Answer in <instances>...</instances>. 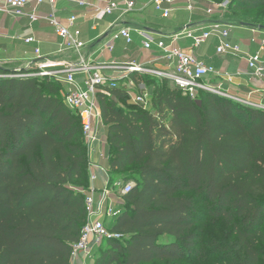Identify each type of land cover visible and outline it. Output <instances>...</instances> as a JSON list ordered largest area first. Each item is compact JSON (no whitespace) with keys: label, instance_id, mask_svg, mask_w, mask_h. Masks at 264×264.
<instances>
[{"label":"trees","instance_id":"16d2710c","mask_svg":"<svg viewBox=\"0 0 264 264\" xmlns=\"http://www.w3.org/2000/svg\"><path fill=\"white\" fill-rule=\"evenodd\" d=\"M229 9L264 10V0H231ZM38 72L0 67V264H71L87 222L81 121L64 84ZM131 79L148 87L149 108L133 104L122 84L99 95L110 183L126 176L134 187L109 228L122 239L104 243L94 264L217 254L219 264H264V110L211 92L194 100L167 80ZM204 217L224 225L227 245L203 242Z\"/></svg>","mask_w":264,"mask_h":264},{"label":"built area","instance_id":"2783aa9c","mask_svg":"<svg viewBox=\"0 0 264 264\" xmlns=\"http://www.w3.org/2000/svg\"><path fill=\"white\" fill-rule=\"evenodd\" d=\"M64 0H0V15L12 17L16 20L29 18L32 22L37 21L38 8L44 5L55 7ZM80 6L87 5L86 2H80ZM183 5L185 10L194 14L197 11L204 12L207 17L214 19L219 13H224L227 9V3L217 4L211 0H148V7H152L162 19H169ZM89 7V6H88ZM121 7H124L121 9ZM137 8L135 0H108L105 7L98 10L99 15L112 16L117 11H122L124 15L134 13ZM49 25L55 30L57 36L61 39L63 52H75L80 60L75 64H68L62 70L41 69L38 73L32 74L41 77H54L64 84L65 103L69 109L74 111L80 118L85 143L90 151H94L98 145L105 144L102 133H105L107 126L104 123L99 95H110V89H115L118 85H123L128 89L130 100L133 104H143L145 108L150 107L151 92L147 86L142 83L137 85L131 79L133 74H152L157 79L169 81L174 87L181 89L186 95L197 100L201 92H211L242 102L246 105L264 110L263 104L251 103L235 99L227 92L222 90V86H215L211 79L223 78L213 66L206 64L199 59L193 51L206 44L211 38L219 40V46L216 49L218 56H242L248 67V72H241L240 75H248L264 83V40L260 43V49L255 54L243 52L240 46L234 45L228 41L230 30L219 23L209 26L197 27L191 25L183 26L178 32L166 36L165 40H171L170 44L163 41L155 43L152 39H147L145 32H136L145 38L144 47L150 51L153 45L162 52V60L165 61L167 70L153 69L145 65L131 63L128 65H115L112 69L119 72L117 76H108L103 72V68L95 61H89V57H83L82 51L87 48L84 42L82 32L77 26V17L72 16L64 25L55 15L46 18ZM197 27V28H196ZM133 29L121 27L115 31L109 41L105 43L100 55L107 51L114 50V43L120 39L126 41L128 45L133 44ZM108 39V38H106ZM105 39V40H106ZM189 40L191 50L186 51L174 46L181 40ZM27 45L37 44V39L30 35L25 38ZM256 43V40H253ZM36 55L41 56V50L36 49ZM151 64L155 65V62ZM85 76L83 85L77 82V76ZM107 136V135H106ZM92 174L90 181L92 184L102 181L103 187L100 190L92 188L86 197L87 222L82 230L79 242L74 246L71 264H94L95 253L106 241L122 239V235L112 232L107 227V220H114L121 216L119 204L114 201V188L111 187L110 175L106 169L96 164L91 165ZM106 176L107 181L101 178V174ZM121 184H115L120 187ZM134 187V183H127L122 187L123 195L129 194Z\"/></svg>","mask_w":264,"mask_h":264},{"label":"crops","instance_id":"0c3cea01","mask_svg":"<svg viewBox=\"0 0 264 264\" xmlns=\"http://www.w3.org/2000/svg\"><path fill=\"white\" fill-rule=\"evenodd\" d=\"M83 1L87 5L80 6L79 3ZM135 1L137 3L136 11L129 15L117 11L112 16H100L98 10L105 7L108 0H64L55 7L44 5L38 8V19L35 22H32L28 17L16 20L12 17L0 15V67L4 66L11 71H39L41 69L56 71L64 69L68 64L79 62L80 57L75 52L61 51L62 41L46 20L51 15H55L64 25L72 16L77 17L76 27L82 32L81 39L87 43V48L82 51V56L89 57V61H95L97 65L103 68L105 74L112 77L119 74V72L112 69V66L115 65L146 64L147 67L153 69L167 70L166 63L162 60V52L156 45H153L152 50H146L144 37L154 40L155 43L164 40V42L170 44L171 40L163 38L178 32L183 26H209L216 23L217 20L216 17L214 19L207 17L201 10L195 12L193 17L189 18L188 23L168 20L169 22L160 24L156 21V17H160V15L152 7H148V0ZM123 8L121 7V9ZM180 8H182L181 11H186L183 5H179L171 18L179 13ZM231 26H235L234 31H237L235 36H232L229 27L224 26L230 30L228 38L230 43L240 46L245 53L255 54L259 51V45L264 40V29L243 23ZM121 27L133 29V44L128 45L125 40L120 39L114 43L113 51H107L100 55L110 36ZM137 31L140 33L145 32V36L142 37L136 33ZM30 35L37 39V44L27 45L24 42L25 38ZM253 40H256V43ZM215 43L217 49L219 46L217 38ZM191 45L192 43L185 39H181L174 44L175 47L186 51L191 50ZM118 48L124 51L123 55L116 53ZM36 49L41 50L40 57L36 55ZM199 50H194L193 53L223 75V78L211 79L215 86H222L223 91L243 101L264 105V83L252 77L251 73L247 76L240 75L241 72H248L247 62L242 56H224L222 62L219 63L216 61L218 58L217 52L216 56H209ZM152 62L156 64L153 65ZM84 78L83 74H79L77 82L83 85ZM102 135H105L103 139L106 143L98 145L94 151H91L89 158L92 164L95 162L101 164L108 171L109 160L108 157L106 158V153H108V136H106L108 130L106 129ZM100 174L106 182V176ZM103 184L102 181H98L92 184V188L100 190Z\"/></svg>","mask_w":264,"mask_h":264},{"label":"rangeland","instance_id":"374dc122","mask_svg":"<svg viewBox=\"0 0 264 264\" xmlns=\"http://www.w3.org/2000/svg\"><path fill=\"white\" fill-rule=\"evenodd\" d=\"M214 3L217 4H226L227 3V9H225L224 13H219V15L216 17V23H219L221 25L227 26L229 27V29L232 31V36L236 35L237 31H234L235 26H231V25H241L242 23H256V25H260V24H264V10H256L254 12L251 11H244V12H239V11H231L229 9V5L231 0H211ZM182 8H180L179 13H176L173 18H169V19H162L161 17H156V21L159 22L160 24H165L169 21H173L174 20H178L179 22H184V23H188L189 22V18L193 17L194 14L189 13L187 10L186 11H181ZM169 20V21H168ZM183 26V25H182ZM181 27V26H179ZM231 27V28H230ZM104 42V41H103ZM216 38H211L206 44H204L202 47H200L199 50L200 52H205L207 53L209 56H216ZM117 54L119 55H123L124 51L121 50V48H118ZM226 57V56H225ZM224 56H218L217 58V62H222ZM4 67V66H3ZM6 68V67H5ZM32 71V70H31ZM142 77H144L146 80L151 79L152 82L157 85V84H162V81H159V79H157L156 77H154V75L152 74H143L140 75ZM170 86H173L172 84H170ZM67 89V87H65ZM148 88V87H147ZM65 89V90H66ZM154 90V89H153ZM154 92V91H153ZM215 94V93H213ZM218 95V94H217ZM221 96V95H219ZM233 96V95H231ZM222 97V96H221ZM234 97V96H233ZM235 99H239L238 97H235ZM234 100V98H233ZM242 100V99H239ZM242 103V102H241ZM121 106H126L125 104H121ZM89 151V155H91V151L88 149ZM106 158L108 157V153H106ZM108 159V158H107ZM101 163V161H100ZM98 165L99 167H102L101 164L98 163H93ZM90 158H89V166H88V171H89V175L91 177L92 174V167L91 165H93ZM104 168V167H103ZM105 169V168H104ZM115 178V180L112 181L111 183V187L114 188V201L119 204L120 206V210L124 211L126 209V201L124 199V195L122 193V187L127 184V180H126V176H119V177H113V179ZM121 184L120 187H115V184ZM92 184L90 181V187L89 189H85L86 190V194H88V192L91 191L92 189ZM113 220H107V227L110 228L112 227L114 224ZM202 226V231H203V242L204 243H210L211 241L214 242H218L220 244L223 245H227L228 244V236H227V232L226 229L224 227L223 224L221 223H214L211 221L210 218L208 217H204L203 222L201 223ZM107 242V241H106ZM107 247V245H103L101 247V250L105 249ZM262 247L264 248V245H262ZM208 251H210V249H208ZM221 254H217L215 255L213 258H210L206 261H190V262H186V261H182L179 262L177 264H219V263H215V260L220 258ZM151 264H168L166 262H153Z\"/></svg>","mask_w":264,"mask_h":264},{"label":"water","instance_id":"95a60500","mask_svg":"<svg viewBox=\"0 0 264 264\" xmlns=\"http://www.w3.org/2000/svg\"><path fill=\"white\" fill-rule=\"evenodd\" d=\"M261 29H264V27H262ZM114 100H115V98H114ZM197 104H198L199 106L202 105L201 101H197Z\"/></svg>","mask_w":264,"mask_h":264}]
</instances>
